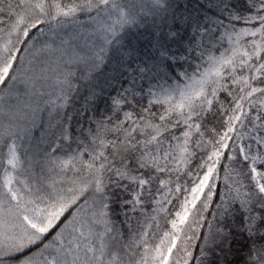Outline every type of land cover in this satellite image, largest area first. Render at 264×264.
I'll return each mask as SVG.
<instances>
[{
    "label": "snow or ice",
    "instance_id": "obj_1",
    "mask_svg": "<svg viewBox=\"0 0 264 264\" xmlns=\"http://www.w3.org/2000/svg\"><path fill=\"white\" fill-rule=\"evenodd\" d=\"M0 264H264V0H0Z\"/></svg>",
    "mask_w": 264,
    "mask_h": 264
}]
</instances>
